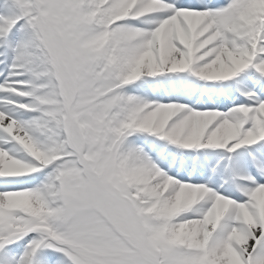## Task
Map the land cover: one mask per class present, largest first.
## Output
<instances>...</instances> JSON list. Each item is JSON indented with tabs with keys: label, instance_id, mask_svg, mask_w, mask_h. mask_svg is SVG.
<instances>
[{
	"label": "snow or ice",
	"instance_id": "snow-or-ice-1",
	"mask_svg": "<svg viewBox=\"0 0 264 264\" xmlns=\"http://www.w3.org/2000/svg\"><path fill=\"white\" fill-rule=\"evenodd\" d=\"M0 264H264V0H0Z\"/></svg>",
	"mask_w": 264,
	"mask_h": 264
}]
</instances>
